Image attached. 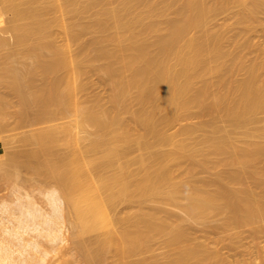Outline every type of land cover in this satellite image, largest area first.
Listing matches in <instances>:
<instances>
[{
  "label": "bare ground",
  "instance_id": "1",
  "mask_svg": "<svg viewBox=\"0 0 264 264\" xmlns=\"http://www.w3.org/2000/svg\"><path fill=\"white\" fill-rule=\"evenodd\" d=\"M223 12L257 31L264 0H0V47L37 40L21 68L0 57V90L17 98L0 94V132L10 113L24 126L45 123L23 138L33 148L0 161V181L19 183L25 169L57 187L47 226L29 209L18 228L56 241L58 219L70 216L80 264H233L184 223L216 222L230 244L244 229L264 234V47L228 49L229 25L213 21ZM90 72L109 87L108 105L88 99ZM27 240L23 250L44 251L43 240ZM2 248L0 264H18Z\"/></svg>",
  "mask_w": 264,
  "mask_h": 264
},
{
  "label": "rangeland",
  "instance_id": "2",
  "mask_svg": "<svg viewBox=\"0 0 264 264\" xmlns=\"http://www.w3.org/2000/svg\"><path fill=\"white\" fill-rule=\"evenodd\" d=\"M214 17L215 18H213L214 19L213 21H220V22L224 21L229 25L228 35L230 36L231 40L226 43V47L228 49H232L234 46H237V45L240 46V45H246V44H249L250 46H253L254 48L264 47V12H262L258 16L260 18L259 21H261V24L259 25L260 28L256 26L258 28L257 31L255 29L251 32H244L242 26L240 27V25L237 24L235 17H232V13L229 14L228 12H223V13H220L218 15H215ZM261 27H262V29H261ZM52 36H53L52 38L55 40V42L57 44L64 43L65 38H66L65 33L58 28L54 31V35H52ZM36 43H37V40L32 39V40L28 41L26 44H12V45H8L5 47H0V57L8 56L10 58V60H13L14 65H16V67L21 68L24 66V64L25 65L29 64L32 61L31 58L23 55V52L25 50H27L28 48L35 46ZM244 52L248 53V49H245ZM256 57H257V52L249 53L248 54V58H249L248 61L252 62V60H254ZM85 77L86 78L84 80L87 79L86 81H88V82L84 81L85 83H87L86 95H87V97L91 96L90 98L88 97V99H92V97L94 98L96 96V97H99V100L101 101L102 105H105V106L108 105V102H109L108 97L110 96L109 87L106 86L105 84H103L102 82H99V80H100L99 76L94 74V72L93 73L90 72V74H86ZM243 77H244V75L241 76L240 78H243ZM2 89L3 88H1V90H0V94H2V96L5 95V97H9V98H7L9 102H13V101H14L13 103L17 102L16 97H14L11 94H8L7 91H4ZM5 92L7 94H5ZM100 97H101V99H100ZM10 99H11V101H10ZM13 103H11V106H14ZM32 113L33 112H30L28 114L30 116V118L32 116H34ZM259 116L262 117V115H259ZM7 117H6L7 120L5 119V121L8 122V123H5L6 128L4 127L5 130H2L0 132V161L1 162H6L5 157L8 158L9 155L11 153H12L11 155H13L15 153V151H16V153H19V152H25V150H30L31 148H33L34 147L33 143L30 144L29 142H26V140L24 141L23 138L26 139V137L33 134L36 129L45 125V123L43 124L42 122H35L32 120V118L29 119V117H26L25 119L27 120V123H26V120H24V124H25V126H24L23 123L22 124L18 123V119L15 118L14 114L10 113V118H9V114ZM69 118H71L73 120L72 116H70ZM69 118H68V120H67V118H64L65 120L64 119H62V120H64L66 123H69L71 121V119L69 120ZM29 120H31V122H29ZM62 120L60 119V120H57L55 122L56 123H59V122L62 123V122H64ZM189 122L192 124H196V123L200 122V120L195 118V117H192V118H190ZM263 122L264 121H262L261 124ZM11 125L13 127H11ZM40 125H42V126H40ZM23 127H24V129H23ZM34 128H36V129L34 130ZM25 130H26V132H25ZM175 130H176V127H173L172 130H170V131L173 132ZM91 132H92V129L90 128L88 130V132H82L81 133V136L83 137V141H82L83 145H85L88 142L87 138ZM201 136H202V133L200 131H198L192 137L197 139V138H200ZM18 140L20 141V143ZM23 144H26V145H23ZM7 145H9V146H7ZM17 150H18V152H17ZM22 150H24V151H22ZM135 153L138 156L140 154L139 152H135ZM136 154H135V156H137ZM132 166H133L132 169L134 171L138 170V165L134 164ZM29 172L30 171H28V170L22 169L20 172L21 176L19 178V183L15 182L16 185H15V183L13 185H11L12 183L9 184V183H6L4 181H0V256L3 255V251H4L2 247H5L6 245H8V247L11 248L10 250L12 251V255H14L13 257L15 259L16 258L18 259V261H16V262H18V264H20L21 261H22L21 264H24V263L27 264L28 260L26 261V259H29V257L32 258V260L30 258L29 261L30 260L31 261H33V260L37 261V259H38V261H40V263L42 262L41 264H60L64 258H68L69 260L75 259L74 261H72L73 264H80L79 263L80 261H78L76 259L77 258L76 256H78V253H79L77 251L78 250V244L77 243L80 242L79 241L80 239L78 237H76L75 235H73V229H72V225H71V217L70 216H67V217L64 216L63 219L62 218H60V220L58 219L59 222H57L58 224H56V228L58 227L57 229L59 232L57 235H59V237H58V240L56 238V241L52 240V238H54V237H52V238L51 237L50 238H45V237L39 238V237H37L38 234H36V232L33 235L32 232L29 230L25 229V231H26L25 232L24 229L18 228L20 226V224L21 225L22 224L27 225V223H25L27 221L25 213L27 211H30V210L31 211L35 210L36 213L38 212V214H39V216L33 220L34 223H37L40 226V229L45 228V226H47L45 222L49 218V214H50L49 212L52 211V206L50 205L47 196H48V194L54 193L57 190L56 189L57 187L53 183L51 184L50 182H47L44 179L39 178V177L38 178L35 177V179H34V176H31V173H29ZM31 178H32V180H31ZM4 183H6V184H4ZM14 185H15V187H14ZM17 187H18V189H17ZM19 199L24 204V205L22 204V207L20 206L21 203H19ZM7 208H9V210H7ZM63 208H64V205H63ZM119 208H118L119 210L123 211L122 209H124V206L122 207V205H119ZM20 209H22V210H20ZM171 212H173V214L176 212L175 215L176 214H178L177 216L181 215L180 217L184 216L183 215L184 213L182 211H180V209L175 210V208L174 209L172 208ZM23 215H24V217H23ZM19 218H20V220H19ZM23 218L25 219L24 223L20 222L21 220H24ZM31 223H32V221H30V224ZM215 223L216 222H213V223H210V224L204 226V225H201V224H198V223L191 221V223L185 222L184 225H185L188 233L191 234V235L190 234L189 235L193 238H196L198 241H204L205 238H207L206 240L208 241L209 246L212 248V250L214 249V251H217L218 256L219 255L221 256L220 258H223V257L226 258L225 260H227V262H232L233 264H238L237 262L250 261L251 259H252V261L254 260V262L255 261L256 262L261 261V258H262L261 255L264 253V234H261L260 236L255 237V236H252L251 234H249V232L244 231V230H246V229H244L241 232V235H240V238H239L237 244H236V242H234L233 244H230L229 241L221 242L218 239L217 232L215 233V231L212 230V228H211V226H213ZM18 224H19V226H17ZM27 231H28V233H27ZM15 233H18V235H16ZM30 233L34 237H32L30 235ZM94 234L95 233L91 234V236H89V237L92 238V236ZM100 234H101V232H100ZM95 235L97 236L98 234H95ZM17 236L22 237V240L24 238L25 241H26V239H28V240L33 239V241H31V240L29 241V242H33V243H34V240L36 242H40L43 240L42 242L45 244V247H44V244L42 242H40V243H41V245L43 244L44 251L41 248V253H40V251L35 252V250H33L32 245H30V247H32V248H30L31 253H33L32 250L34 251V253L39 252L38 254H36L34 256V259H33V256L31 255V253L28 250L29 245L25 249L26 251L28 250L26 252L25 250H23L21 248V245H18L19 244V237H17ZM89 237H87V239ZM94 237L95 236H93L92 239L89 238V242H90V240L92 241L94 239ZM37 239L39 241H37ZM217 240H219L220 242ZM155 247L157 249H159L160 246H158V244H156ZM45 248H47L46 251H45ZM21 249L25 254L21 252ZM48 250H50V251H48ZM46 252H47V255H46ZM19 254H21V255H19ZM41 254H42V256H41ZM22 255H23V257H22ZM43 255H44L45 260L43 259V261H42ZM39 256H40V260H39ZM24 257H26V258H24ZM35 257H36V259H35ZM78 259H79V257H78ZM58 262H60V263H58Z\"/></svg>",
  "mask_w": 264,
  "mask_h": 264
}]
</instances>
